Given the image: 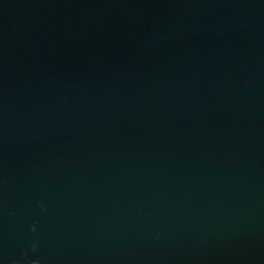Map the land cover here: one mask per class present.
<instances>
[{"label": "water", "instance_id": "water-1", "mask_svg": "<svg viewBox=\"0 0 264 264\" xmlns=\"http://www.w3.org/2000/svg\"><path fill=\"white\" fill-rule=\"evenodd\" d=\"M0 264H264V0H0Z\"/></svg>", "mask_w": 264, "mask_h": 264}]
</instances>
